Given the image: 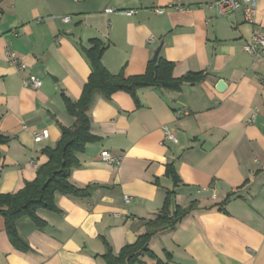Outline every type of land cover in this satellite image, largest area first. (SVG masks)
<instances>
[{
  "label": "crops",
  "instance_id": "1",
  "mask_svg": "<svg viewBox=\"0 0 264 264\" xmlns=\"http://www.w3.org/2000/svg\"><path fill=\"white\" fill-rule=\"evenodd\" d=\"M215 1L0 0V133L8 138L0 144V194L33 181L47 162L43 150L55 147L61 127H73L64 97L79 100L95 43L111 75H142L158 47L174 79L204 75L177 91L96 93L88 114L97 141L76 154L69 176L89 194L56 193L57 211L37 210L40 228L20 219L27 251L11 245L0 214V264H105L108 251L117 256L148 232L151 255L137 264H264V48L243 50L252 36L264 37V0L252 24L241 10L219 16ZM30 78L41 85L25 87ZM43 129L48 138L35 143ZM103 151L119 163L103 162ZM167 197L169 216H184L150 225Z\"/></svg>",
  "mask_w": 264,
  "mask_h": 264
},
{
  "label": "trees",
  "instance_id": "2",
  "mask_svg": "<svg viewBox=\"0 0 264 264\" xmlns=\"http://www.w3.org/2000/svg\"><path fill=\"white\" fill-rule=\"evenodd\" d=\"M103 50L101 44L95 43L86 51L91 74L79 100L72 102L64 97L66 111L75 120L73 127H61V135L55 147L43 150L47 162L37 168L33 181L26 183L24 188L16 193L0 194V214L4 219L5 232L16 250L27 251L28 249L16 230V223L20 219L28 218L40 228L43 222L38 218L37 210L57 211L54 198L56 193L73 198H82L89 194L88 188L74 187L69 182V176L72 169L79 165L76 154L82 152L88 143L97 141V138L90 133L88 114L96 93L104 99H109L113 93L119 91L134 96L138 88H165L177 91L183 84L195 85L204 78L202 73H191L174 79L173 64L160 58L156 61L151 59L142 75L132 77H124L122 74L111 75L101 63ZM7 142L8 138L0 133V144ZM167 173L174 174L170 167H167ZM168 202L167 197L163 211L156 215L150 225L159 227L175 224L184 216V212H181L170 217L167 211ZM151 236V232L139 236L134 244L125 246L117 256L108 251L102 256L105 264L139 263L141 257L151 255L149 249Z\"/></svg>",
  "mask_w": 264,
  "mask_h": 264
},
{
  "label": "built area",
  "instance_id": "3",
  "mask_svg": "<svg viewBox=\"0 0 264 264\" xmlns=\"http://www.w3.org/2000/svg\"><path fill=\"white\" fill-rule=\"evenodd\" d=\"M258 0H217L212 4V7L216 10L219 16L226 15L228 13L237 12L239 10L242 11L244 20L252 24L255 20L256 10H257ZM179 9V8H178ZM105 12L111 13L113 10H106ZM156 13H161L163 10H155ZM126 15H133L134 11L123 12ZM62 21L67 23L70 21V17L65 16L62 18ZM264 48V37L259 35L252 36L250 42L243 46V50L249 54H258L259 50ZM6 57L10 64L17 66L19 71H22L25 66L19 61L18 56L12 51H6ZM25 87H29L31 89H37L41 82L36 78H30L23 82ZM255 119V114H252L250 117V122ZM164 139L176 143V138L167 130H164ZM48 130L43 129L39 132H35L33 134V141L35 143H40L48 138ZM100 158L103 162L109 165H117L120 161L119 158L111 156L108 152L103 151L100 154ZM130 197L124 196L123 200L125 203L130 201Z\"/></svg>",
  "mask_w": 264,
  "mask_h": 264
},
{
  "label": "water",
  "instance_id": "4",
  "mask_svg": "<svg viewBox=\"0 0 264 264\" xmlns=\"http://www.w3.org/2000/svg\"><path fill=\"white\" fill-rule=\"evenodd\" d=\"M159 49H160V47H158L157 50L154 52L153 57H152V60H153V61H156V60H157V56H158V53H159ZM47 76H48L52 81L57 80V79H55L54 76H52V75L49 74V73H47ZM224 88H225V86H224L223 82H222V81H218V82H217V85H216V89H217L218 91H222Z\"/></svg>",
  "mask_w": 264,
  "mask_h": 264
}]
</instances>
